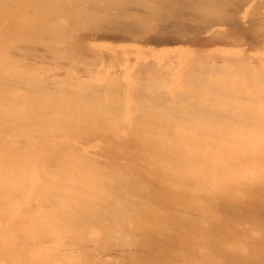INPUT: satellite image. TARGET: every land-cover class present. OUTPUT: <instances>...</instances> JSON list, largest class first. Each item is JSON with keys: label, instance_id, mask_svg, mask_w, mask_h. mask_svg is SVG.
Listing matches in <instances>:
<instances>
[{"label": "bare ground", "instance_id": "obj_1", "mask_svg": "<svg viewBox=\"0 0 264 264\" xmlns=\"http://www.w3.org/2000/svg\"><path fill=\"white\" fill-rule=\"evenodd\" d=\"M252 3L0 0V264H264V4L244 19ZM101 39L224 44L186 68L209 102L117 114L102 98L119 95L112 71L87 83L90 59L108 57L91 50ZM168 75L145 62L136 85Z\"/></svg>", "mask_w": 264, "mask_h": 264}, {"label": "rangeland", "instance_id": "obj_2", "mask_svg": "<svg viewBox=\"0 0 264 264\" xmlns=\"http://www.w3.org/2000/svg\"><path fill=\"white\" fill-rule=\"evenodd\" d=\"M263 4L264 2H262V0H253L252 5L254 6L243 11L241 14L242 17L250 20L257 9L260 8V5ZM175 18L177 19L175 22L181 23L180 18ZM181 24L185 25L186 23L182 22ZM243 47L244 46H234L231 47V50L237 51ZM94 48L101 52H107L108 57L101 59L92 57V59H90V66L95 70V78L88 80L87 83L98 81V77L101 78L107 71H112L111 75L114 77L110 80V86H116L119 95L103 93L102 98L105 99L106 106L120 109L117 114L131 117L140 114L168 115L176 113L174 108L177 107L191 110V108H194L198 103L206 104L209 102L208 99L210 98H208V94L202 93V91L194 88L189 82L186 68L197 58H218L221 57L222 52L225 51L224 44L213 45L207 48L189 47L187 45L152 47L146 46L139 41L114 42L109 39L97 41L91 46V50ZM201 49L204 50L200 51ZM151 61L164 65L169 72L168 77L165 81L160 83H146V86L136 85L141 66L145 64V62L149 63ZM169 65L172 70H168ZM79 66L82 68L85 64L82 62V66ZM172 66H175L174 69ZM118 67H123L124 72L123 74L114 75V71L117 70ZM101 81L104 80L102 79ZM147 81L150 80L146 79V82ZM158 98L162 99L160 105H158ZM213 105L214 107L224 106V104L220 102L214 103ZM143 108L154 110L142 111ZM168 191L169 190H166L165 192L167 193ZM129 214L135 215L131 212ZM138 236L142 238L143 234L140 233ZM161 263L160 261L158 264Z\"/></svg>", "mask_w": 264, "mask_h": 264}]
</instances>
